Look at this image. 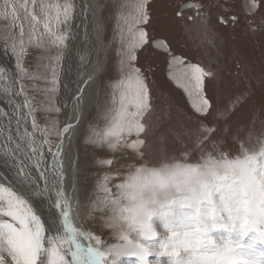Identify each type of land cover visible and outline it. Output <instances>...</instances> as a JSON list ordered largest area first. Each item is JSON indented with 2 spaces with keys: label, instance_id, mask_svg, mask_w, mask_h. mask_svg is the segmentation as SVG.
Instances as JSON below:
<instances>
[{
  "label": "snow or ice",
  "instance_id": "6c2138e0",
  "mask_svg": "<svg viewBox=\"0 0 264 264\" xmlns=\"http://www.w3.org/2000/svg\"><path fill=\"white\" fill-rule=\"evenodd\" d=\"M150 3L123 0L118 5L128 9L127 16L117 13L119 75L114 80L108 75L103 125L89 121L85 136L86 144L112 153L94 158L95 165L108 171L97 179L95 199L89 200L101 209L104 226L116 239L105 244L77 226L79 213L65 186L67 168L77 166L65 140L70 142L87 120L93 103L88 88L98 83L99 75L110 73L99 58L103 45L96 41L97 59L69 97L72 120L58 129L55 122L41 128L24 83L36 79L25 57L29 47L50 53L46 110L59 112L51 98L59 85L67 26L77 5L75 0H0V18L5 23L10 19L18 30L11 45H4L14 58L13 66L0 65V82L8 81L2 90L7 107H0V264H121L126 257L134 258L135 264H264V121L256 132L254 119L251 124L235 119L237 106L248 102L247 90L230 97L226 105H213L206 80L216 73L172 55L165 40L149 35ZM245 4L255 13L264 0ZM95 7L82 0L80 12L94 14ZM182 7H194L197 15L204 9L200 3ZM121 21L128 26L127 34ZM231 21L236 23V17ZM219 22L229 21L221 16ZM101 31L97 22L93 35ZM155 49L168 54L170 75L174 65L182 66L179 86L194 110L188 127L169 126L160 133L159 156L153 151L159 125L152 119L155 105L146 75L155 61L146 68L137 66ZM13 97L23 99L17 102ZM52 135L59 138L55 145ZM169 136L181 145L171 155ZM45 215L52 219L50 227Z\"/></svg>",
  "mask_w": 264,
  "mask_h": 264
},
{
  "label": "rangeland",
  "instance_id": "374dc122",
  "mask_svg": "<svg viewBox=\"0 0 264 264\" xmlns=\"http://www.w3.org/2000/svg\"><path fill=\"white\" fill-rule=\"evenodd\" d=\"M122 2L123 0H99L102 8L101 18L104 23L103 39L108 47L106 66L110 69V73L100 75L95 102L89 109L87 120L79 127L76 141V149L78 148L77 153H79L77 183L80 192V223L85 230L100 236L105 244L115 243L116 239L112 230L104 226L101 209L92 207L89 200L95 199L94 189L97 179L108 171L107 168L95 165L94 158L109 157L112 153L86 144L85 136L89 121L98 126L103 125L101 110L105 105V85L108 83V75L113 80L117 79L119 75L117 72L119 59L117 49L120 47V36L117 32V13L119 11L124 16L128 15V9L118 8ZM188 2L192 5L197 3L204 5L202 13L197 15L194 7L183 8L182 5ZM150 10L151 24L147 26L146 30L151 37L165 40L172 55L182 57L186 62L199 63L216 73L215 78L206 80V94L214 106L226 105L230 97H235L247 90L248 102L237 106L235 119L243 124H251L254 119L255 131L259 132L261 130L260 122L264 121V5L255 13H249L245 0H151ZM178 12L180 16H177ZM221 16L229 21L226 25L219 22ZM232 16L236 17V23H232ZM121 26L124 33L127 34V24L121 21ZM67 27L68 33H70V21ZM16 33L18 30L13 28L10 19L5 23L3 18H0V65L8 64L9 68L13 66L14 58L9 51L5 50L4 45L7 43L10 46ZM89 38L86 36L83 40L84 49L81 56L84 59H80L78 88L83 83L85 65L89 59L88 48H91ZM28 52L29 54L25 57V65L30 73L35 74L37 80H25L24 83L28 86V93L33 97L37 123L43 128L55 122L58 129L61 127L65 115L59 101L60 84L54 97L51 98L55 106L60 109L59 112L46 110L49 97L44 92L47 87L46 77H50V69L46 67L50 53L45 49L35 47H29ZM153 60L155 61L152 64L153 71L152 73L146 72V75L155 105L152 119L159 125L152 141L153 151L159 156L158 150L161 144L158 138L160 133L169 126L174 129L188 127L189 121L194 119V110L191 107L188 94L179 86L183 82L182 66L174 65L170 75L168 54L160 49H155L150 58L142 59L137 66L144 64L146 68L147 64ZM7 83V80L0 82V107H7L2 91ZM13 99L19 102L23 98L13 97ZM6 122L5 119L3 123L6 124ZM14 128L15 122H13V130ZM28 130L31 131L30 122ZM50 139L55 145L59 138L52 135ZM253 139H255V135ZM180 146L169 136L167 143L169 155ZM117 155L120 154L117 153ZM122 162L118 161V163ZM116 182V178L113 177L111 184ZM89 211L92 213L91 215H88ZM121 264H135V259L122 258Z\"/></svg>",
  "mask_w": 264,
  "mask_h": 264
},
{
  "label": "bare ground",
  "instance_id": "6f19581e",
  "mask_svg": "<svg viewBox=\"0 0 264 264\" xmlns=\"http://www.w3.org/2000/svg\"><path fill=\"white\" fill-rule=\"evenodd\" d=\"M83 2L89 3V4H95L96 7L94 9V14H93V11H89L87 13L81 14L80 6L82 3V0H75L77 8H76L74 17L70 20L71 29H70L68 39L66 41L67 47L64 49L63 56L60 61V67H59V75H60L59 101L63 106V111L65 112L61 127L65 123H68L72 120L73 105L69 97L74 95L76 89H78L77 78H78V74L80 70V57L82 55V50L84 49L83 40L85 39L86 36L90 37L89 39L91 43V48H88L89 59H88V62L86 63L87 65H85L84 74L86 71L91 70V63L95 62V60L97 59V49H100V44L96 43L97 40H99L100 43H102L103 45V48L99 50V58L102 61H104L106 65L108 47H106L104 43V39H103L104 23L102 21L101 13H100L102 9L101 5L99 3V0H83ZM97 22H99L102 25V31L100 32L98 37L93 35V29L95 25L97 24ZM83 79H84V75H83ZM97 80H98V83L96 85H94L91 88H88V94L93 97V102H95L94 100L98 93L100 75L97 77ZM78 134H79V128L77 129L76 136L73 139H71L70 142L67 139L65 140L66 149H70L71 155L73 156V158L76 160L77 163L79 160L78 159L79 153H77L78 148L76 149V146H77L76 141L78 138ZM48 159H51V157L49 156ZM88 163H90V161ZM77 172H78L77 166L75 169L67 168L66 173H65V186H66L67 194L71 197V202L74 206V211L79 213L80 211L79 210V207H80L79 206L80 204L79 193L80 192H79V185L77 183V180H78ZM73 181L75 182V189L73 188ZM78 217H79V221L77 219L75 222L77 226L81 227L82 224L80 223V214L78 215ZM43 219L46 224V227H50L52 224L51 217L45 215ZM82 242L85 244L87 243L86 241H83V240Z\"/></svg>",
  "mask_w": 264,
  "mask_h": 264
},
{
  "label": "water",
  "instance_id": "95a60500",
  "mask_svg": "<svg viewBox=\"0 0 264 264\" xmlns=\"http://www.w3.org/2000/svg\"><path fill=\"white\" fill-rule=\"evenodd\" d=\"M186 4H191L190 2H188V3H186ZM184 8V7H183ZM78 221H79V217H78ZM83 229H84V227L83 226H81ZM85 230V229H84ZM87 242V241H86Z\"/></svg>",
  "mask_w": 264,
  "mask_h": 264
}]
</instances>
